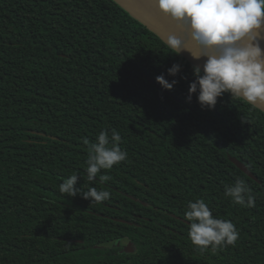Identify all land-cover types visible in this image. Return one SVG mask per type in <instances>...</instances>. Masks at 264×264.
I'll list each match as a JSON object with an SVG mask.
<instances>
[{
	"label": "trees",
	"instance_id": "16d2710c",
	"mask_svg": "<svg viewBox=\"0 0 264 264\" xmlns=\"http://www.w3.org/2000/svg\"><path fill=\"white\" fill-rule=\"evenodd\" d=\"M0 264H264V112L114 0H0Z\"/></svg>",
	"mask_w": 264,
	"mask_h": 264
},
{
	"label": "water",
	"instance_id": "95a60500",
	"mask_svg": "<svg viewBox=\"0 0 264 264\" xmlns=\"http://www.w3.org/2000/svg\"><path fill=\"white\" fill-rule=\"evenodd\" d=\"M114 1L195 67L264 112V45L250 24L255 17L264 25V13L228 0Z\"/></svg>",
	"mask_w": 264,
	"mask_h": 264
},
{
	"label": "bare ground",
	"instance_id": "6f19581e",
	"mask_svg": "<svg viewBox=\"0 0 264 264\" xmlns=\"http://www.w3.org/2000/svg\"><path fill=\"white\" fill-rule=\"evenodd\" d=\"M250 24L255 30L256 34L259 36L262 44L264 45V25H262L255 17L250 19Z\"/></svg>",
	"mask_w": 264,
	"mask_h": 264
},
{
	"label": "rangeland",
	"instance_id": "374dc122",
	"mask_svg": "<svg viewBox=\"0 0 264 264\" xmlns=\"http://www.w3.org/2000/svg\"><path fill=\"white\" fill-rule=\"evenodd\" d=\"M121 245H122V247H124L128 251L133 250L132 244L129 243V241H127V240H122V244Z\"/></svg>",
	"mask_w": 264,
	"mask_h": 264
}]
</instances>
